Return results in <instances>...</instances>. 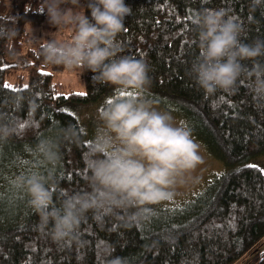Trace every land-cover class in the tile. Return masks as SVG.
I'll use <instances>...</instances> for the list:
<instances>
[{"label": "trees", "instance_id": "1", "mask_svg": "<svg viewBox=\"0 0 264 264\" xmlns=\"http://www.w3.org/2000/svg\"><path fill=\"white\" fill-rule=\"evenodd\" d=\"M39 4L40 0H0V17H18L16 23L0 20V25L16 30L11 39L0 38V112L16 121L12 136L0 142V152L7 145L13 149L34 143L55 126L61 132L68 126L78 129V144L60 135L61 173L51 189L59 206L63 191L88 187L86 158L91 142L67 108L98 103L118 90L94 81L90 71L47 64L40 54L43 43L25 51L30 60L27 87H4L15 68L5 61L24 52L28 28H55L46 14L35 12ZM125 4L131 13L117 37L123 49L120 55L146 62L147 93L180 114L193 134L224 162V172L180 223L156 227L149 226L147 218L97 220L89 212L78 230L80 243H54L33 209L23 221L0 228V264H110L117 257L121 264H264V168L251 163L264 159V100L254 97L251 82L243 77L233 92L206 94L191 73L199 56L192 23L197 14L225 9L243 26L242 42L252 43L264 41V5L253 9L252 0H125ZM86 15L90 17V11ZM258 59L264 62V57ZM243 63L252 65V61ZM64 70L80 73L86 91L66 92L54 80V73ZM16 94L24 97L18 109L10 104Z\"/></svg>", "mask_w": 264, "mask_h": 264}, {"label": "clouds", "instance_id": "2", "mask_svg": "<svg viewBox=\"0 0 264 264\" xmlns=\"http://www.w3.org/2000/svg\"><path fill=\"white\" fill-rule=\"evenodd\" d=\"M260 5L264 0H252L253 9ZM35 12L47 15L56 34H70L66 39L52 36L41 45L40 54L47 64L90 71L94 81L118 90L97 113L98 125L86 158L87 189L63 191L57 206L52 177L34 170L12 181L27 194L41 228L48 229L54 243H80L78 230L89 212L97 220L104 216L131 221L147 218L149 206L173 199L176 188L203 157L191 129L158 110L146 97L150 85L146 62L120 55L123 49L117 37L131 13L125 0H86V4L81 0H40ZM17 19L0 17L5 24ZM192 23L199 56L191 73L200 88L206 94L233 92L243 77L251 82L254 97L264 100V62L258 59L264 57V41L242 42L243 26L225 9H204ZM15 35L16 30L0 25V38ZM244 61H252L251 67ZM23 100L22 94H16L10 104L18 109ZM15 130L16 121L0 112V142H6ZM60 135L64 141L81 142L73 126ZM59 144V140L42 139L34 150L54 167L61 158ZM110 264H121V259Z\"/></svg>", "mask_w": 264, "mask_h": 264}, {"label": "rangeland", "instance_id": "3", "mask_svg": "<svg viewBox=\"0 0 264 264\" xmlns=\"http://www.w3.org/2000/svg\"><path fill=\"white\" fill-rule=\"evenodd\" d=\"M62 7L64 6L62 5ZM56 31V28L52 29L50 27L28 28L30 37L24 52L14 60L7 59L5 61L6 66L15 67L11 69L13 72L8 73L6 77L7 84L11 86L28 85L26 65L30 60L26 56V49L36 48L39 44L44 43L46 39L51 40L52 36L53 38L66 39L70 35L67 31L62 34H56ZM54 80L62 84L66 92L86 91L84 78L78 72L68 70L55 72ZM116 94L118 92L107 96L98 103L67 108L78 118L79 125L85 131L86 139L89 142L94 137L98 125V110L104 106L109 98ZM145 95L154 102V107L158 110L170 113L175 122L187 125L180 114L167 103L152 97L147 92ZM60 134V128L55 126L34 143L19 145L18 147H13V149L11 145H7L0 152V228L5 227L9 222L23 221V217H26L33 210L29 204L27 194L13 185L12 181L15 176L37 170L46 178L52 177L54 183L55 178L60 175V161L58 165L50 166L34 150L42 139L60 140ZM192 135L196 142L200 144V154L203 157V162L186 178L183 185L176 188V194L173 199L152 206L151 214L146 219L149 226L155 225L157 227L165 223L176 224L184 221L190 216L188 213L201 204L202 197L209 193V186L224 172V162L215 157L193 132ZM251 163L258 164L264 168L263 157L253 159Z\"/></svg>", "mask_w": 264, "mask_h": 264}, {"label": "snow or ice", "instance_id": "4", "mask_svg": "<svg viewBox=\"0 0 264 264\" xmlns=\"http://www.w3.org/2000/svg\"><path fill=\"white\" fill-rule=\"evenodd\" d=\"M4 87H6V88H10L11 85H4ZM26 87H27V86H26ZM80 95H83V93H81ZM247 167L254 168V167H256V166H255V165H248Z\"/></svg>", "mask_w": 264, "mask_h": 264}]
</instances>
